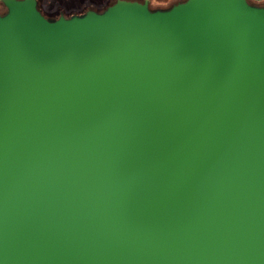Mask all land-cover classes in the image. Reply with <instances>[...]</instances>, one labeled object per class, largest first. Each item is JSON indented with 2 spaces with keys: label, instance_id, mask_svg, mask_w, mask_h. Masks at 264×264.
<instances>
[{
  "label": "water",
  "instance_id": "1",
  "mask_svg": "<svg viewBox=\"0 0 264 264\" xmlns=\"http://www.w3.org/2000/svg\"><path fill=\"white\" fill-rule=\"evenodd\" d=\"M7 4L0 264H264V8Z\"/></svg>",
  "mask_w": 264,
  "mask_h": 264
},
{
  "label": "flooded vegetation",
  "instance_id": "2",
  "mask_svg": "<svg viewBox=\"0 0 264 264\" xmlns=\"http://www.w3.org/2000/svg\"><path fill=\"white\" fill-rule=\"evenodd\" d=\"M0 0V17L9 13L8 2ZM26 2L28 0H14ZM36 4L38 12L49 22H57L61 19H83L90 13L104 14L109 8L120 2L137 3L148 6L153 13L167 12L172 8L186 3L188 0H31Z\"/></svg>",
  "mask_w": 264,
  "mask_h": 264
},
{
  "label": "rangeland",
  "instance_id": "3",
  "mask_svg": "<svg viewBox=\"0 0 264 264\" xmlns=\"http://www.w3.org/2000/svg\"><path fill=\"white\" fill-rule=\"evenodd\" d=\"M248 3L254 7H261L264 5V0H247Z\"/></svg>",
  "mask_w": 264,
  "mask_h": 264
},
{
  "label": "trees",
  "instance_id": "4",
  "mask_svg": "<svg viewBox=\"0 0 264 264\" xmlns=\"http://www.w3.org/2000/svg\"><path fill=\"white\" fill-rule=\"evenodd\" d=\"M252 6V5H251ZM254 7V6H253ZM256 8H264V5L263 6H261V7H256Z\"/></svg>",
  "mask_w": 264,
  "mask_h": 264
}]
</instances>
